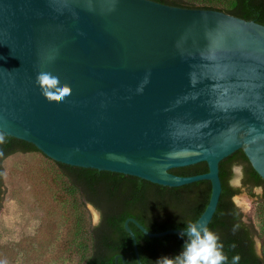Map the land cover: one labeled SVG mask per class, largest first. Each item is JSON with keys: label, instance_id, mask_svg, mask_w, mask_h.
<instances>
[{"label": "water", "instance_id": "95a60500", "mask_svg": "<svg viewBox=\"0 0 264 264\" xmlns=\"http://www.w3.org/2000/svg\"><path fill=\"white\" fill-rule=\"evenodd\" d=\"M0 132L67 166L209 181L207 227L222 160L242 150L264 181V26L153 0H0ZM130 222L149 238L185 231L127 219L137 264Z\"/></svg>", "mask_w": 264, "mask_h": 264}, {"label": "trees", "instance_id": "16d2710c", "mask_svg": "<svg viewBox=\"0 0 264 264\" xmlns=\"http://www.w3.org/2000/svg\"><path fill=\"white\" fill-rule=\"evenodd\" d=\"M153 1L181 8L218 10L264 26V0H231L225 9L215 7L212 0H203L202 4L191 0ZM30 151L38 150L29 143L0 132V206L3 198V160L17 152ZM56 164L82 202L91 204L101 214L98 226L88 231L89 249L81 264H114L117 253L124 256L126 264H137L132 240L124 229L126 219L133 218L153 233L169 229L186 230L204 211L211 192L209 181L168 188L132 176ZM235 166L242 170V186L262 187L264 190V181L242 150L225 158L219 163L221 195L206 228L218 235L223 245L222 252L227 257L225 264H264V255L257 254L255 249L254 226L242 222V214L232 202V197L238 194V189L229 184ZM207 171L205 163L170 170L178 176H193ZM259 201L264 204V192ZM129 227L136 237L142 264H164L165 258L172 259L182 250L187 239L182 235L149 238L133 223L130 222ZM235 257L238 259L234 260ZM118 264H122L120 257Z\"/></svg>", "mask_w": 264, "mask_h": 264}, {"label": "rangeland", "instance_id": "374dc122", "mask_svg": "<svg viewBox=\"0 0 264 264\" xmlns=\"http://www.w3.org/2000/svg\"><path fill=\"white\" fill-rule=\"evenodd\" d=\"M190 1V0H188ZM202 4L203 0H191ZM231 0H212L227 8ZM0 261L6 264H81L89 249L88 231L96 210L84 204L57 164L39 151L17 152L2 162ZM242 170L233 167L229 184L238 189L232 202L242 220L254 226L256 252L264 255V204L260 189L242 186ZM243 196L248 208L236 199ZM92 206L96 212H94Z\"/></svg>", "mask_w": 264, "mask_h": 264}, {"label": "clouds", "instance_id": "9594fccd", "mask_svg": "<svg viewBox=\"0 0 264 264\" xmlns=\"http://www.w3.org/2000/svg\"><path fill=\"white\" fill-rule=\"evenodd\" d=\"M44 78L49 77L44 74ZM100 218L101 214L97 212L94 226H98ZM185 234L187 239L182 250L172 259L165 258L164 264H225L227 257L222 252L223 245L219 242L217 234L195 223L189 224L181 233L182 236ZM236 259L238 257L234 258ZM0 264H6V261H0Z\"/></svg>", "mask_w": 264, "mask_h": 264}, {"label": "flooded vegetation", "instance_id": "af4514ba", "mask_svg": "<svg viewBox=\"0 0 264 264\" xmlns=\"http://www.w3.org/2000/svg\"><path fill=\"white\" fill-rule=\"evenodd\" d=\"M235 167H238V166H235ZM254 188H257V189H260V195H259V197L263 194V192H264V190H263V188L262 187H254ZM91 205V204H90ZM101 219V218H100ZM129 219V218H128ZM127 220V219H126ZM125 220V221H126ZM242 220V219H241ZM100 222V221H99ZM242 222L243 223H245L243 220H242ZM245 224H247V223H245ZM255 237V236H254ZM254 237H253V240H254ZM254 243H255V241H254ZM256 249V248H255ZM258 254V253H257ZM116 256H118V258H117V264H118V259H119V257L121 258H123V261H122V264H126V262H125V258H124V256H122V254L121 253H117L115 256H114V264H115V257ZM122 258H121V260H122Z\"/></svg>", "mask_w": 264, "mask_h": 264}, {"label": "bare ground", "instance_id": "6f19581e", "mask_svg": "<svg viewBox=\"0 0 264 264\" xmlns=\"http://www.w3.org/2000/svg\"><path fill=\"white\" fill-rule=\"evenodd\" d=\"M236 202H237V204H238L240 207H242L243 209H246V210H247L249 204H248V201H247L243 196L238 197V198L236 199Z\"/></svg>", "mask_w": 264, "mask_h": 264}]
</instances>
